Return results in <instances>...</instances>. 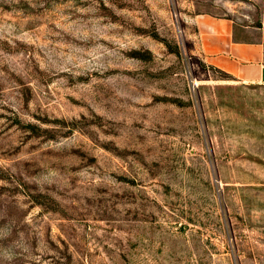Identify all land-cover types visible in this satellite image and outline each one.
<instances>
[{"label": "rangeland", "instance_id": "obj_1", "mask_svg": "<svg viewBox=\"0 0 264 264\" xmlns=\"http://www.w3.org/2000/svg\"><path fill=\"white\" fill-rule=\"evenodd\" d=\"M248 0H0V264H264V91L196 47Z\"/></svg>", "mask_w": 264, "mask_h": 264}, {"label": "crops", "instance_id": "obj_2", "mask_svg": "<svg viewBox=\"0 0 264 264\" xmlns=\"http://www.w3.org/2000/svg\"><path fill=\"white\" fill-rule=\"evenodd\" d=\"M241 19L201 14L193 19L204 61L233 83L264 91V0H248Z\"/></svg>", "mask_w": 264, "mask_h": 264}]
</instances>
